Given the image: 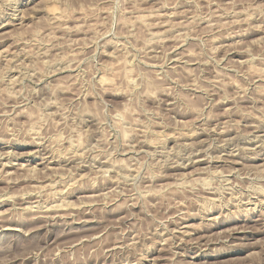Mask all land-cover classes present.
<instances>
[{
    "label": "rangeland",
    "instance_id": "374dc122",
    "mask_svg": "<svg viewBox=\"0 0 264 264\" xmlns=\"http://www.w3.org/2000/svg\"><path fill=\"white\" fill-rule=\"evenodd\" d=\"M0 198V264H264V0H0Z\"/></svg>",
    "mask_w": 264,
    "mask_h": 264
},
{
    "label": "bare ground",
    "instance_id": "6f19581e",
    "mask_svg": "<svg viewBox=\"0 0 264 264\" xmlns=\"http://www.w3.org/2000/svg\"><path fill=\"white\" fill-rule=\"evenodd\" d=\"M142 145H143V144H142ZM4 154H5V153H4ZM1 155H2V154H1ZM199 155H200V154H199ZM196 159H197V158H196ZM40 162H41V161H40ZM6 168H9V167H6ZM24 169H25V168H24ZM181 169H182V168H181ZM14 170H15V169H14ZM59 194H60V193H59ZM0 199H1V198H0ZM9 200H10V199H9ZM27 202H28V201H27ZM60 202H61V201H60ZM58 206H59V205H58ZM65 206H66V205H65ZM27 207H28V206H27ZM30 207H31V206H30ZM31 208H32V207H31ZM31 208H30V209H31ZM47 208H48V207H47ZM49 208H50V207H49ZM58 208H59V207H58ZM56 209H57V208H56ZM253 210H254V209H253ZM55 211H56V210H55ZM38 213H39V212H38ZM47 215H48V214H47ZM47 215H46V216H47ZM46 219H48V218H46ZM2 223H3V222H2ZM244 232H245V231H244ZM180 235H181V234H180ZM182 235H183V234H182ZM199 248H200V247H199Z\"/></svg>",
    "mask_w": 264,
    "mask_h": 264
}]
</instances>
